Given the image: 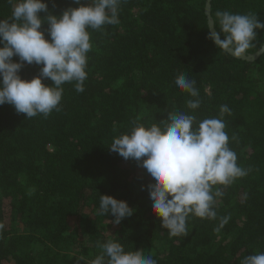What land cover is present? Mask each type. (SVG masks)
I'll use <instances>...</instances> for the list:
<instances>
[{
	"label": "trees",
	"instance_id": "16d2710c",
	"mask_svg": "<svg viewBox=\"0 0 264 264\" xmlns=\"http://www.w3.org/2000/svg\"><path fill=\"white\" fill-rule=\"evenodd\" d=\"M46 2L55 15L80 6ZM205 6L206 0H121L118 24L89 29L84 92L65 83L60 110L47 118L0 105V264H91L101 252L97 242L108 239L125 251L144 250L157 264H240L264 252V54L247 61L220 51L208 38ZM217 11L255 14L264 23V0H212L214 19ZM10 16L8 0H0V19ZM48 27L41 26L46 39ZM253 43L247 53L262 47L264 30ZM41 67L25 63L19 75L31 80ZM180 73L196 81V110L186 106L196 98L175 84ZM224 105L229 147L247 175L216 186L223 192L215 198L216 219L190 216L187 234L170 237L153 213L146 169L109 147L137 123L163 127L169 113L182 111L198 125L220 118ZM101 195L127 201L133 215L115 224L97 214Z\"/></svg>",
	"mask_w": 264,
	"mask_h": 264
},
{
	"label": "clouds",
	"instance_id": "9594fccd",
	"mask_svg": "<svg viewBox=\"0 0 264 264\" xmlns=\"http://www.w3.org/2000/svg\"><path fill=\"white\" fill-rule=\"evenodd\" d=\"M74 2L80 6L55 15L49 12L46 0H8L11 16L0 19V105H12L28 119L38 115L47 118L53 110H60L65 83L73 84L78 93L85 91L88 53L92 49L89 29L118 24L121 0H89L86 5L81 0ZM45 22L50 39L41 31ZM217 22L220 32L212 31ZM208 29V38L220 51L239 59L254 47L257 30H264V23L255 14L217 11L215 19L208 20ZM14 56L20 62H14ZM25 63L42 65L40 75L22 79L19 72ZM44 79H50L53 85H45ZM175 84L196 98L186 101L187 108L198 109L201 101L196 81L180 73ZM225 113L230 114L226 105L221 106L220 118H206L197 125L195 115L172 112L163 127L137 123L130 133L114 138L109 147L146 169L152 178L148 191L153 213L170 237L187 234L190 216L216 219L215 198L223 195L216 186H227L247 175L229 147L222 119ZM133 212L127 201L100 196L97 214L113 216L115 224ZM228 219H221L217 231ZM97 247L100 255L91 264H157L150 255H144V250L125 251L113 239L98 241ZM240 264H264V252L247 255Z\"/></svg>",
	"mask_w": 264,
	"mask_h": 264
},
{
	"label": "water",
	"instance_id": "95a60500",
	"mask_svg": "<svg viewBox=\"0 0 264 264\" xmlns=\"http://www.w3.org/2000/svg\"><path fill=\"white\" fill-rule=\"evenodd\" d=\"M205 14L207 16V20L213 18V16H212V0H206ZM212 31L218 32L216 27H214L212 29ZM263 54H264V43L259 50H257L254 53H246L241 59L247 60V61H255L259 57H261Z\"/></svg>",
	"mask_w": 264,
	"mask_h": 264
}]
</instances>
